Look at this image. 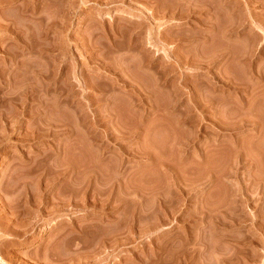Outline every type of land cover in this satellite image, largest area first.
Segmentation results:
<instances>
[{
    "label": "rangeland",
    "instance_id": "obj_1",
    "mask_svg": "<svg viewBox=\"0 0 264 264\" xmlns=\"http://www.w3.org/2000/svg\"><path fill=\"white\" fill-rule=\"evenodd\" d=\"M0 243L264 264V0H0Z\"/></svg>",
    "mask_w": 264,
    "mask_h": 264
},
{
    "label": "bare ground",
    "instance_id": "obj_2",
    "mask_svg": "<svg viewBox=\"0 0 264 264\" xmlns=\"http://www.w3.org/2000/svg\"><path fill=\"white\" fill-rule=\"evenodd\" d=\"M55 76H56V75H55ZM158 77H159V76H158ZM158 77H157V78H158ZM163 77H164V76H163ZM163 77H162V78H163ZM195 87H196V86H195ZM29 89H30V88H29ZM171 90H172V89H171ZM198 90H199V89H198ZM64 91H65V90H64ZM173 91H174V90H173ZM193 91L195 92V90H193ZM200 91H201V90H200ZM170 92H171V91H170ZM194 92H193V93H194ZM196 92H197V91H196ZM196 92H195V93H196ZM193 93H192V94H193ZM181 94H182V93H181ZM201 95H202V94H201ZM197 96H198V95H197ZM193 97H194V96H193ZM193 97H192V98H193ZM195 97H196V96H195ZM198 98H199V97H198ZM198 98H196V99H197L196 102L193 101V102H195V108L197 109V111H198L199 109H201V108H200V105L204 103L202 98H201L202 101H201V100H198ZM194 99H195V98H194ZM176 101H177V100H176ZM202 102H203V103H202ZM160 105H161V104H160ZM165 105H166V104H165ZM164 107H165V106H164ZM193 109H194V108H193ZM162 110H163V109H162ZM160 111H161V108H160ZM165 111H166V110H165ZM181 111H182V110H181ZM184 111H185V110H184ZM198 112H199V111H198ZM179 113H180V112H179ZM181 113H182V112H181ZM203 113H204V112H203ZM183 114H184V112H183L181 115L183 116ZM178 115H179V114H178ZM202 116H203V115H202ZM179 117H180V116H179ZM179 117H178V118H179ZM199 118H200V117H199ZM237 118H238V117H237ZM231 120H232V119H231ZM234 120H235V117H234ZM236 120H238V119H236ZM187 125H188V124H187ZM215 125H216V124H215ZM89 167H90V166H89ZM87 168H88V167H87ZM90 168H91V167H90ZM97 174H98V173H97ZM96 176H97V175H96ZM99 176H101V175H99ZM199 177H200V176H199ZM201 177H202V175H201ZM201 177H200V178H201ZM97 178H99V177L97 176ZM209 201H210V200H209ZM165 203H166V202H165ZM207 203H208V202H207ZM208 205H209V204H208ZM209 206H210V205H209ZM212 206H214V204H213ZM212 206H210V207H208V208H207L206 206H204V207H206L205 209H206V211H207V209H209V210H210V208L212 209ZM164 208L166 209V207H164ZM201 209H204V208H201ZM201 209H200V210H201ZM205 209H204L203 211H205ZM216 209H217V208H216ZM209 210H208V211H209ZM217 210L219 211V208H218ZM201 211H202V210H201ZM206 211H205V212H206ZM212 211H215V208H214L213 210H210V213H212ZM216 212H217V211H216ZM167 213L171 214L170 211H169V212L167 211ZM202 213H203V212H202ZM207 213H208V212H207ZM210 213H209V214H210ZM205 214H206V213H205ZM209 214H208V215H209ZM212 214H215V212L212 213ZM165 215L168 216V214H165ZM210 215H211V214H210ZM215 215H216V214H215ZM170 216H172V214H171ZM206 216H207V214H206ZM212 216H213V215H212ZM208 217H209V216H208ZM216 217H217V216H216ZM165 218H166V217H165ZM169 218L171 219V217H169ZM172 218H173V217H172ZM202 218H203V217H202ZM212 218H213V217H212ZM200 220H201V219H200ZM210 220H211V219H210ZM168 221H169V220H168ZM215 221H216V220H215ZM164 222H165V221H164ZM205 222H206V221H205ZM211 223H212V222H211ZM216 223H217V222H216ZM209 224H210V223H209ZM216 225H217V224H216ZM185 236H186V235H185ZM182 238H183V237H182ZM173 242H174V241H173ZM0 244H1V243H0ZM5 258H6V257H5ZM5 263H6V262H5Z\"/></svg>",
    "mask_w": 264,
    "mask_h": 264
}]
</instances>
